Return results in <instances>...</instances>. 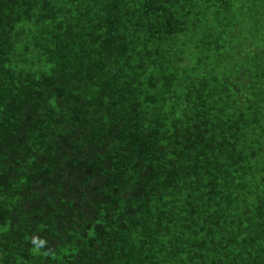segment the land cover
Returning <instances> with one entry per match:
<instances>
[{
    "label": "trees",
    "instance_id": "16d2710c",
    "mask_svg": "<svg viewBox=\"0 0 264 264\" xmlns=\"http://www.w3.org/2000/svg\"><path fill=\"white\" fill-rule=\"evenodd\" d=\"M0 264H264V0H0Z\"/></svg>",
    "mask_w": 264,
    "mask_h": 264
},
{
    "label": "clouds",
    "instance_id": "9594fccd",
    "mask_svg": "<svg viewBox=\"0 0 264 264\" xmlns=\"http://www.w3.org/2000/svg\"><path fill=\"white\" fill-rule=\"evenodd\" d=\"M32 243L36 245V248L38 250L40 247H43L46 244V241L38 239V238H34Z\"/></svg>",
    "mask_w": 264,
    "mask_h": 264
}]
</instances>
